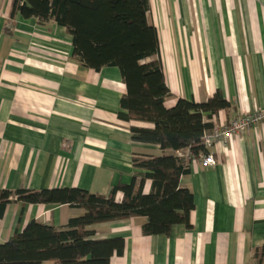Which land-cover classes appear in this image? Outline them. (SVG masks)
<instances>
[{
    "label": "crops",
    "instance_id": "crops-1",
    "mask_svg": "<svg viewBox=\"0 0 264 264\" xmlns=\"http://www.w3.org/2000/svg\"><path fill=\"white\" fill-rule=\"evenodd\" d=\"M12 2L0 0L1 188L79 187L109 194L133 180L135 153H173L132 139V125L152 124L119 117L127 87L118 67H85L73 57L65 27L20 14L10 20ZM149 3L147 17L158 31L171 90L167 107L179 98L203 102L217 91L230 107L214 123L264 107V0ZM209 151L216 165L193 162L181 177V186L194 194L190 226L147 235L144 216L90 226L96 238H124L123 253L110 264H264V123L216 141ZM151 187L146 179L143 192ZM122 197L119 191L117 200ZM83 213L67 204L14 199L0 218V243L31 220L62 227Z\"/></svg>",
    "mask_w": 264,
    "mask_h": 264
},
{
    "label": "trees",
    "instance_id": "trees-1",
    "mask_svg": "<svg viewBox=\"0 0 264 264\" xmlns=\"http://www.w3.org/2000/svg\"><path fill=\"white\" fill-rule=\"evenodd\" d=\"M149 7V0H13L10 20L20 14L35 17L40 23L54 21L72 35L73 57L82 65L95 71L118 67L127 87L119 117L152 124L132 125V139L158 144L163 151L173 153H135L133 180L118 184L109 194L79 187L15 191L0 187V218L14 199L84 210L62 227L31 220L22 231L0 243V264H41L47 260L55 264H110L113 255L123 253L125 240L96 238L91 225L144 216L143 232L147 235L167 234L176 224L190 226L194 194L180 181L190 172L191 163L185 154L174 152L188 149L195 156L207 152L204 133L230 102L217 91L203 102L179 98L173 107L165 105L171 90L165 79L158 31L147 17ZM149 58L152 60L146 61ZM146 179L152 180L149 193L143 192ZM119 191L123 193L121 200L116 198Z\"/></svg>",
    "mask_w": 264,
    "mask_h": 264
},
{
    "label": "built area",
    "instance_id": "built-area-1",
    "mask_svg": "<svg viewBox=\"0 0 264 264\" xmlns=\"http://www.w3.org/2000/svg\"><path fill=\"white\" fill-rule=\"evenodd\" d=\"M259 123H264V107L255 111L242 113L230 120L219 116L218 121L214 123L213 127L204 133L203 144L207 152H202L198 156L189 152L186 156L190 160V163L199 161L203 166H214L218 161L209 149L216 141H224L233 135L243 134Z\"/></svg>",
    "mask_w": 264,
    "mask_h": 264
}]
</instances>
